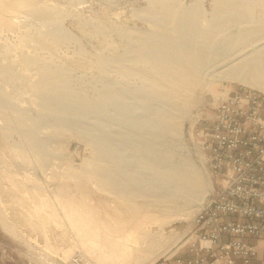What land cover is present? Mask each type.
<instances>
[{"label":"bare ground","instance_id":"obj_1","mask_svg":"<svg viewBox=\"0 0 264 264\" xmlns=\"http://www.w3.org/2000/svg\"><path fill=\"white\" fill-rule=\"evenodd\" d=\"M13 1L26 8L0 10V78L11 83L24 77L9 60L13 55L27 70H36L30 81L36 112L0 93V116L8 125L5 138L23 158L19 167L28 171L32 153L41 167L46 165L52 135L43 134L44 123L56 135L73 129L96 149L88 177L109 195L107 204L93 201L86 209L90 231L104 237V250L113 257L138 250L140 256L157 258L172 244L153 230V222L180 214L210 186L181 129L197 89L215 77L264 89V0H215L210 11L199 0H147L139 13L151 26L119 27L127 38L124 50L91 60L98 69L91 76L94 95L76 85L84 74L69 63L89 53L64 25L68 12L48 0ZM2 205L0 224L23 238ZM97 251L91 247L89 252Z\"/></svg>","mask_w":264,"mask_h":264},{"label":"rangeland","instance_id":"obj_2","mask_svg":"<svg viewBox=\"0 0 264 264\" xmlns=\"http://www.w3.org/2000/svg\"><path fill=\"white\" fill-rule=\"evenodd\" d=\"M48 1L57 8L68 12L63 20L64 25L80 38L82 46L89 53L88 57L77 56L75 59L69 60V63L84 74L76 81V85H80L79 87L82 89L85 88L84 90L92 95L95 94V89L91 85V76L93 73H97L98 69L91 64V60L103 53L124 50L127 38L120 34L119 27L131 30L133 27L147 29L151 26V23L139 13V10L147 6V0ZM199 1L209 11L212 10L215 2V0ZM21 4L13 0H0V10L9 13L17 12L26 8ZM234 27L238 28V26ZM101 31L102 33H100ZM34 37L36 38V35ZM11 42L14 44L13 47L18 46L14 41ZM33 43L34 40L30 42V44ZM51 47L52 51L65 57V54L58 51L56 47ZM26 48L31 49L29 45ZM13 56L9 60L15 61L16 68L24 77L14 79L11 83H6L4 79L0 78V93L5 91L13 102L36 112L35 106L31 103L33 102L34 88L33 82H30L36 78L33 73L36 70L33 67L27 70L22 66L21 61L17 60L16 55ZM216 68L221 69L222 66L219 65ZM241 84L264 91L259 86L239 79L220 77H215L206 87L198 88L196 91L197 98L183 118L181 129L183 130V141L188 144L187 148L191 157L204 170L207 180L210 181L208 182L210 186H208V192L205 191L206 194L204 192L199 195L197 200H193L181 210L180 214L182 215L178 213L175 215L176 218L172 216L171 219L164 218L153 222V230L170 238L168 242L172 244L165 253L154 259H150L149 256H140L138 250L129 253L124 258L111 256L102 245L104 237L102 235L94 236L86 224V209L90 204L93 201L102 205L107 204L109 196L104 191L101 192L102 190L89 180L88 168L97 154L88 139L78 135L70 128L62 129L56 135L52 126L44 123L43 134L52 135L47 142L50 151L47 163L43 168L36 160L35 153L28 154L29 169L28 171L27 169L23 170L18 165V162H21L23 158L19 155L18 149L6 141L5 133L8 125L6 120L0 116V202L3 204L1 208L25 234L23 238L13 236L0 224V264H156L163 256L177 250L184 239L183 236L190 228L189 224L216 183L207 152L202 145L204 133L210 132L209 118L218 104L219 93L223 89L238 88ZM35 205L38 206L41 216L35 213ZM183 215L185 217H182ZM91 247H96L98 251L90 253ZM108 247L110 248V245ZM71 249L73 252L67 255ZM76 256H79L80 260L74 263L72 259Z\"/></svg>","mask_w":264,"mask_h":264},{"label":"built area","instance_id":"obj_3","mask_svg":"<svg viewBox=\"0 0 264 264\" xmlns=\"http://www.w3.org/2000/svg\"><path fill=\"white\" fill-rule=\"evenodd\" d=\"M217 99L202 144L216 183L189 224L180 245L188 255L178 264H246L264 237V91L241 84Z\"/></svg>","mask_w":264,"mask_h":264},{"label":"crops","instance_id":"obj_4","mask_svg":"<svg viewBox=\"0 0 264 264\" xmlns=\"http://www.w3.org/2000/svg\"><path fill=\"white\" fill-rule=\"evenodd\" d=\"M255 241L259 245L258 252L252 258V260L249 263H246V264H264V237L255 239ZM184 250H185V247L181 246L177 250H175L174 252L169 253L164 258L159 260L156 264H178L177 256H187L188 255L187 253H185ZM237 264H245V263H241L240 262V263H237Z\"/></svg>","mask_w":264,"mask_h":264}]
</instances>
